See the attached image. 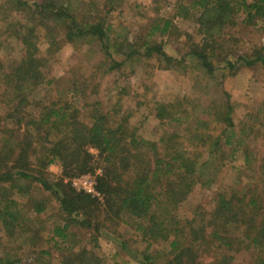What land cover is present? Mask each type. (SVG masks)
I'll return each instance as SVG.
<instances>
[{
  "label": "trees",
  "instance_id": "16d2710c",
  "mask_svg": "<svg viewBox=\"0 0 264 264\" xmlns=\"http://www.w3.org/2000/svg\"><path fill=\"white\" fill-rule=\"evenodd\" d=\"M0 1L6 6L0 20L9 23V35L22 49L21 58L0 74V221L7 231L19 227L23 238L34 243L35 226L42 224L38 216L45 212L47 202L54 199L58 222L51 221L49 239L55 246L63 247H58L62 253L59 264H104V258L95 250L97 237L106 234V229L114 224L118 229L121 225L128 227L129 221L147 241L144 249L148 250L154 242L168 241L169 264H231L234 255L242 249L253 255L255 264H264V157L257 168L258 176L246 151L243 152L245 168L232 166L230 160L235 182H243L240 190L233 185L218 189L212 207L200 210L191 218H182L177 212L195 185L204 186L213 181L224 169V160L233 158L237 147L254 129L249 121L239 127L235 124L229 94L224 92L225 108L219 116L206 111L215 126L210 129L209 123L204 122V130L196 127L197 123L191 128L190 119L197 116L194 107L187 108L185 103L175 100L157 105L156 100L150 114L174 129L154 142L140 137L131 126L130 114L122 111L119 103L127 92L120 88L116 76L126 67L133 71L132 63L140 64V57L145 61L154 58L167 63L168 68L179 65L184 73L190 71L196 77L199 74L215 77L218 87L225 91L224 76L217 75L216 41L225 27L237 23L264 30V0L182 2L181 17L194 21L199 40L189 36V48L181 59L168 56L161 42H151L155 34L170 31L169 18H153L138 45L120 42L113 36L109 39L115 24L105 22L104 17L92 21L79 19L62 2ZM11 14H21L23 18L13 24ZM40 38L47 44L43 53L38 45ZM79 40L99 43L103 62H97L93 71H101L102 76L115 75L117 106L109 107L101 100L89 103L87 98H83L80 106L67 100H32L37 88L52 83L43 72L45 54L57 51L63 41ZM234 57H237L235 61L228 55L224 59L228 73L241 62L248 67L259 63L264 70L263 48L255 49L251 55L248 51L242 56L235 53ZM93 78L92 75L88 81L84 79L81 87L69 85L68 88L74 94L86 96ZM96 91L97 86L93 93ZM223 144L231 146L230 156L221 153ZM192 147L197 152L190 153L188 149ZM90 148L97 153L92 154ZM199 149H204L207 155ZM51 164H58V175L48 172ZM99 169L100 173L96 174ZM88 173L95 175L100 197L71 185V178ZM245 179L247 183L253 181L246 187ZM31 189L39 198L29 194ZM21 203H29L30 209L25 210ZM30 211L35 226L24 224L27 219L22 215ZM74 228L88 234L85 243L76 249L64 245L76 239ZM88 243L95 248L88 247ZM121 244L122 248L126 247L125 243ZM41 253L50 255V250ZM139 254L142 264H154L147 251ZM21 259H1V264H19ZM112 259L110 264H130L119 253Z\"/></svg>",
  "mask_w": 264,
  "mask_h": 264
},
{
  "label": "rangeland",
  "instance_id": "374dc122",
  "mask_svg": "<svg viewBox=\"0 0 264 264\" xmlns=\"http://www.w3.org/2000/svg\"><path fill=\"white\" fill-rule=\"evenodd\" d=\"M41 1V0H29ZM57 3L66 4L77 18L92 21L94 19L105 18V22H112L116 25L114 32L110 34L109 39L117 38L120 42H136L138 45L146 36V26L151 23L153 18H169L171 20V29L166 34H155L152 41L161 42L162 48L168 56L181 59L189 46V36L198 41L199 36L195 33V23L193 20L181 17L182 11L179 8L182 2L189 0H54ZM90 5V6H88ZM3 1H0L1 18L2 11L5 9ZM9 8V6L7 7ZM8 11V10H7ZM8 14V13H7ZM10 20L14 24L16 20H22V15H9ZM9 23L0 20V74L1 70L15 63L22 56L20 43L12 38L8 31ZM150 42V43H151ZM218 46H216L215 57L219 61L218 76L223 74V91L218 87L215 77L208 78L202 74L198 77L194 73H184L181 66L175 65L168 68V64L156 60L154 58L145 61V58L140 57V64L132 63V68H124L122 73H116L118 76V84L120 88H124L127 95L121 99L120 103L122 111L130 114L131 126L136 128L137 134L150 141H158L160 137L167 136L168 130H173L174 126H167L166 123L156 120L150 111L153 108V103L157 100V105L161 102L181 101V104H186L187 108H195V115H192L191 128L197 123L196 127L204 130L206 126L204 122H208V128L215 126L210 121L209 113L215 115L220 114L225 108L224 102L226 96L224 92L229 94L230 103L233 108V119L238 127L241 123L249 121L253 126V130L248 138L243 141L240 147L236 145L237 151L234 152L233 158L224 160V169L219 171L212 182L202 186L197 184L181 203L177 209L178 215L182 218H191L194 214L197 215L200 210L209 209L212 207L213 199L218 189L235 186L238 190L243 187V182H235V176H232L230 166L236 168H245L243 152H247L250 159V164L253 170L256 171L260 162L264 157V70L261 64L256 63L252 66H245L243 63L237 64L230 73L225 69L224 59L228 55L231 61H235L237 57L234 54L242 56L243 52L248 51L251 55L255 49H264V30L258 28H246L240 23L234 26L225 27L221 36L218 37ZM38 45L40 52L47 50L45 40L39 39ZM102 50L99 43L94 41H75L61 42L57 51L52 54H45L47 61L43 69L44 75L52 80V83L47 86H40L31 95L32 100H67L74 105H81L83 98H87L88 102L101 100L108 103L109 107L117 106L118 97L116 95L114 84V74L103 75L101 71H93L97 62H103ZM236 58V59H235ZM100 60V61H99ZM189 63V61H187ZM3 65V69H1ZM93 71V72H92ZM93 75V80L88 84L86 96L74 94L73 88L81 87L84 79L88 81ZM220 80V79H218ZM93 84V87H92ZM97 86L96 93L95 88ZM93 90V91H92ZM92 91V92H91ZM110 99V100H109ZM185 99V100H184ZM215 106V107H214ZM208 111L209 113H207ZM0 115H1V85H0ZM203 121V122H202ZM173 125V123L171 124ZM1 126V119H0ZM202 126V127H201ZM214 131V130H213ZM218 132H214L217 134ZM193 132L191 133V135ZM190 138L189 136H187ZM1 140V134H0ZM1 143V141H0ZM223 143V141H222ZM191 143H187L190 145ZM231 146L224 145L222 152L225 156H230ZM190 153L197 152L195 148L188 149ZM204 155H207L204 149ZM92 154L97 151L90 148ZM231 160V165H230ZM253 160L255 161L254 163ZM215 170H211L212 172ZM231 170V171H230ZM48 172L53 175H58L60 172L58 164L48 166ZM250 174V173H249ZM95 181V175H91ZM74 178V177H73ZM72 180V178L70 179ZM206 180V178L204 179ZM244 186L251 183L253 180L247 179ZM232 186V187H233ZM31 196H36L34 189L30 190ZM44 194H49L44 192ZM26 197H29L26 195ZM24 200H28L24 198ZM25 210L30 209L29 203L23 205ZM51 214H57V204L54 199L47 202L45 212L42 213L39 219L42 224L38 227L33 223L34 217L32 211L22 215L26 218L25 226L34 225L37 228V233L34 235L35 242L23 238L19 227L13 231H7L0 221V264L1 259L14 260L18 257L22 258L19 264H59V257L63 248L62 245L55 246L50 241L49 228L51 221L58 222V215L49 218ZM49 218V220H47ZM54 218V219H53ZM23 222V221H21ZM61 222V219L60 221ZM20 223V219L17 220ZM128 227L116 224L106 229V234H99L97 237V246L92 247L88 243V247L95 248L96 252L104 258V264L112 262V256L119 253L120 257L127 260L130 264L141 263V251H147L148 255L154 264H169L170 248L168 241L154 242L147 249V241L143 236L132 228L131 221ZM77 235L76 239L70 240L64 244L66 247L78 248L87 240L88 234L80 229H73ZM10 232H13L11 235ZM118 237H117V235ZM32 236V235H30ZM125 243L126 247L122 248ZM41 250H50V255L41 253ZM231 264H255L253 255L249 251L241 250L234 255Z\"/></svg>",
  "mask_w": 264,
  "mask_h": 264
},
{
  "label": "built area",
  "instance_id": "2783aa9c",
  "mask_svg": "<svg viewBox=\"0 0 264 264\" xmlns=\"http://www.w3.org/2000/svg\"><path fill=\"white\" fill-rule=\"evenodd\" d=\"M100 173V169L96 171V174ZM71 185L77 190H83L94 197H100V193L96 190V182L92 179L91 174H83L70 180Z\"/></svg>",
  "mask_w": 264,
  "mask_h": 264
}]
</instances>
